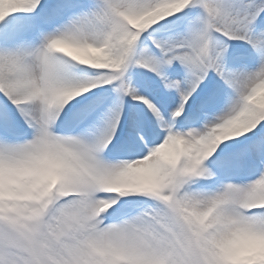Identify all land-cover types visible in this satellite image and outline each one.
<instances>
[{"label": "snow or ice", "instance_id": "6c2138e0", "mask_svg": "<svg viewBox=\"0 0 264 264\" xmlns=\"http://www.w3.org/2000/svg\"><path fill=\"white\" fill-rule=\"evenodd\" d=\"M0 264H264V0H0Z\"/></svg>", "mask_w": 264, "mask_h": 264}]
</instances>
